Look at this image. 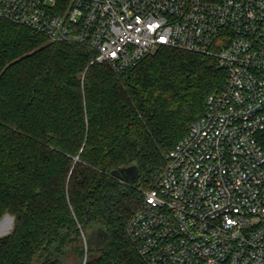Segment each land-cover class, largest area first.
I'll list each match as a JSON object with an SVG mask.
<instances>
[{
  "label": "trees",
  "instance_id": "1",
  "mask_svg": "<svg viewBox=\"0 0 264 264\" xmlns=\"http://www.w3.org/2000/svg\"><path fill=\"white\" fill-rule=\"evenodd\" d=\"M88 45L0 23V264H144L128 224L228 72L161 47L117 72ZM135 165L131 182L112 173Z\"/></svg>",
  "mask_w": 264,
  "mask_h": 264
},
{
  "label": "built area",
  "instance_id": "2",
  "mask_svg": "<svg viewBox=\"0 0 264 264\" xmlns=\"http://www.w3.org/2000/svg\"><path fill=\"white\" fill-rule=\"evenodd\" d=\"M88 45L126 70L161 47L225 84L167 153L127 231L144 264H264V0H0V23Z\"/></svg>",
  "mask_w": 264,
  "mask_h": 264
},
{
  "label": "rangeland",
  "instance_id": "3",
  "mask_svg": "<svg viewBox=\"0 0 264 264\" xmlns=\"http://www.w3.org/2000/svg\"><path fill=\"white\" fill-rule=\"evenodd\" d=\"M135 176V172L132 168H128L124 171L123 177L125 178H132ZM14 224V218L10 214H5L2 219L0 220V237L8 234L11 232ZM72 261L74 264H85L86 262V253L83 254L82 258L81 256H75L73 257Z\"/></svg>",
  "mask_w": 264,
  "mask_h": 264
},
{
  "label": "water",
  "instance_id": "4",
  "mask_svg": "<svg viewBox=\"0 0 264 264\" xmlns=\"http://www.w3.org/2000/svg\"><path fill=\"white\" fill-rule=\"evenodd\" d=\"M128 168H132L134 170V172H135V176L134 177H132V178H125V177H123L124 171L126 169H128ZM137 173H138V168L135 165H132V166H128V167H121L120 169L114 170L112 174L115 177H118L120 179L125 180L126 182H131V181H133L136 178Z\"/></svg>",
  "mask_w": 264,
  "mask_h": 264
}]
</instances>
